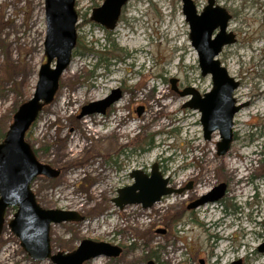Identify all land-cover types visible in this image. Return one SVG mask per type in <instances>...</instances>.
Returning a JSON list of instances; mask_svg holds the SVG:
<instances>
[{"label":"rangeland","instance_id":"1","mask_svg":"<svg viewBox=\"0 0 264 264\" xmlns=\"http://www.w3.org/2000/svg\"><path fill=\"white\" fill-rule=\"evenodd\" d=\"M221 1L238 16L227 28L236 42L226 45L218 58L241 82L237 100L248 102L235 116L237 139L225 155L217 154L219 132L205 139L201 113L184 107L190 96L179 93L187 87L201 94L212 88L211 77L201 75L182 2L131 0L124 19L109 31L90 19L103 0H76L78 43L87 49L75 48L53 102L26 136L38 160L61 171L57 178H35L31 187L37 200L44 208L85 216L83 221L52 225L53 253L70 252L82 240L92 239L123 246L124 251L116 258L99 256L84 264H201V259L204 264H230L239 258L244 264H264L257 249L264 239L263 224L256 228L260 231L232 240L224 253L220 237L230 230L210 223L221 216L219 206L211 207H219L215 213L205 212L204 206L191 212L194 223L181 214L183 193L166 195L147 209L141 204L120 209L113 202L120 188L134 183L133 170L150 174L154 163L174 188L195 178L198 185L188 194L228 183V194L220 202L225 204L239 194L230 170L237 171V182L249 168L255 176L264 175V0ZM45 32V0H0V130H8L18 107L34 94L46 62ZM172 78L178 91L172 89ZM115 88H121L123 96L105 114L79 117L83 106ZM86 121L91 130L85 128ZM250 129L263 135L260 153L252 157ZM260 209L263 220L264 190ZM15 211L10 207L6 212L0 264H56L49 258L34 260L25 251L8 225ZM164 228L167 233L159 232Z\"/></svg>","mask_w":264,"mask_h":264},{"label":"water","instance_id":"2","mask_svg":"<svg viewBox=\"0 0 264 264\" xmlns=\"http://www.w3.org/2000/svg\"><path fill=\"white\" fill-rule=\"evenodd\" d=\"M128 0H104L103 4L92 11L91 19L113 31L117 28L123 6ZM183 12L190 24V41L198 53V61L203 76H212V89L201 94L195 87H188L179 93L189 95L185 107L197 109L201 113L204 138L209 140L215 131H219L218 155H225L233 140V121L236 113L246 106L237 104L235 90L240 83L232 77L218 58L226 45L236 41L235 34L227 32L231 16L222 7L213 13L196 15L192 0H181ZM78 13L76 0H45L46 32L44 52L46 62L38 72L35 91L29 100L22 103L13 121L0 142V234L6 221V212L10 207L16 211L9 226L21 240V245L34 260L51 259L56 264H83L99 256H119L122 248L104 241L84 239L72 252L53 253L50 239L52 224L77 222L85 216L74 210L44 208L37 201L32 190V182L39 175L56 178L60 170L38 160L32 146L26 139L27 132L37 121L44 106L53 102L59 89L60 79L70 66L78 42ZM219 28L215 38L212 33ZM172 89L178 91L177 79L170 80ZM123 96L121 88H115L102 100L91 102L81 109L79 117L89 114H105L107 109ZM134 183L120 188L113 199L117 207L123 209L130 204H141L147 209L160 202L166 195L181 193L183 190L169 185V178L164 177L157 163L150 174L140 169L130 173ZM224 184H220L203 197L215 200L224 193ZM165 230H159L164 233ZM264 251V243L259 246ZM148 264H156L153 260ZM231 264H242L237 260Z\"/></svg>","mask_w":264,"mask_h":264},{"label":"flooded vegetation","instance_id":"3","mask_svg":"<svg viewBox=\"0 0 264 264\" xmlns=\"http://www.w3.org/2000/svg\"><path fill=\"white\" fill-rule=\"evenodd\" d=\"M192 1H193L194 6H195V11H196L195 14L198 16H203L204 14L206 15L209 12L213 13L216 10V8H218V7L224 8L226 10L227 14L231 16L230 20L228 21V26H229V23L232 20H234L235 18H237V16H238V13L235 12L234 10H232L227 2L225 3L221 0H192ZM103 2H104V0H103ZM103 2L96 4V6L93 9L99 7L101 4H103ZM130 4H131V0H128L127 3L123 6L122 13H121V16L119 18V22H121L124 19V12L130 7ZM182 13L184 15V19H185L186 24H188V26H189V33H190V24H189V21L187 20V15L184 14V12H183V3H182ZM90 19H91V17H90ZM218 32H219V28L215 29L212 33V38H215L216 35L218 34ZM227 32H228V30H227ZM235 37H236V35H235ZM197 56H198V53H197ZM209 76L211 77V80H212V76L211 75H209ZM203 77H206V76H203ZM239 83H241V82L239 81ZM240 85L235 90L234 97H235L236 92L240 89ZM212 86H213V81H212ZM204 93H202V94H204ZM236 100H237V98H236ZM245 103H246V105H248V102H245ZM237 104H242V103H240L237 100ZM240 111H238V112L240 113ZM237 120H238V117H234L233 140H232L230 148H232V144H234V142L237 139L236 132H235L237 129V125H236ZM200 121H201V119H200ZM247 133L252 136V138L249 139L248 146H249V148L253 149V150H251L253 153L251 155H248V156L252 157L254 155H259L260 150L258 148H260L261 145H263L262 140H261L263 137L262 133H260L259 131H254L252 129L248 130ZM219 134H220V132H219ZM220 137H221V135H220ZM217 150H218V143H217ZM248 165H252L251 162H250V164L248 162ZM263 171H264V168H263ZM60 173H61V171H60ZM230 174L234 175V180H232V183L233 182H234V184L237 183V184H239L240 187H239V194H236L233 197V199L227 204L224 203L225 201H223V203H220L221 200L228 194V191H229L228 183H226L224 181H221L217 185V186H219L220 184H224L225 188H224L223 195L221 197L215 199V200L208 199L204 203H200L201 200L203 199V197L208 196L210 191H212L217 186H214L209 192L208 191H202L199 194V193L194 191V193L188 194V192H189L188 190L193 188L194 185H196V186L198 185V184H196L197 181L194 178L193 180H190L186 185L180 187V189L183 190L181 193H183V195H185V199L181 203L182 207H183L182 211H181L183 218H187L188 220L194 222L193 221L194 217L192 216L191 212H196L202 206H204L205 212L208 213V212L213 211V213H215L220 207L221 216L219 218H217V220H211L210 223L212 224V226H216V228L220 227L221 229H223V231H227L228 229L230 230L229 235L223 234V236L220 237L221 242L225 243L224 253L229 252L232 240L235 242V240H237L240 236L242 237V239H244V237L246 238V236H249L250 233H252V232L256 233V232L260 231V230L257 231L256 228L257 227L261 228V225L262 224L264 225V223H263L264 219L262 220L261 209H260L261 208V193L264 190V175L255 176V175H253V171L251 170V168H249V169H247V173H245V176L243 177V179H241L240 181L237 182V180H236L237 171L230 170ZM235 191H237V189H235ZM215 203H220V205L215 204ZM217 206H219L218 209H211V207H217ZM188 222L189 221H185L184 224H188ZM197 223H198V221H197ZM221 229L218 230L219 233H220ZM159 230H162V229H159ZM163 230H165L164 234L168 232V230L166 228H164ZM50 232H51V229H50ZM50 237H51V235H50ZM263 243H264V239H263V242L259 246H261ZM241 244L243 246L247 245V243L245 241H243ZM112 245H115V244H112ZM117 246H119V245H117ZM259 246L257 249L259 252H261L259 250ZM119 247L122 248V252L119 255V256H121L123 251H124V248H123V246H119ZM262 253L264 255V251ZM119 256H116V257H119ZM105 257H107V256H105ZM116 257L111 256V257H107V258H116ZM91 259H93V258H91ZM91 259H89V260H91ZM238 260H241L242 264H244L243 259L239 258ZM200 261H201V264H204L202 259ZM233 262H235V261H233ZM233 262H231V263H233Z\"/></svg>","mask_w":264,"mask_h":264},{"label":"trees","instance_id":"4","mask_svg":"<svg viewBox=\"0 0 264 264\" xmlns=\"http://www.w3.org/2000/svg\"><path fill=\"white\" fill-rule=\"evenodd\" d=\"M113 42L115 43L114 38H113ZM77 46H78V48H86V47H87V46H85V44H82V41H80V42L78 43ZM86 49H87V48H86ZM90 49L93 50V51H95L94 46H91ZM116 50H118V48H115V51H116ZM102 59H104L103 62L107 61L106 58H102ZM6 130H7L6 127H5V128H2V129L0 130V142L4 139V137H5V133H6Z\"/></svg>","mask_w":264,"mask_h":264},{"label":"bare ground","instance_id":"5","mask_svg":"<svg viewBox=\"0 0 264 264\" xmlns=\"http://www.w3.org/2000/svg\"><path fill=\"white\" fill-rule=\"evenodd\" d=\"M151 113H152V112H151ZM84 121H85V120H84ZM84 126H85L86 129H89V130H91L90 128H92V126L90 125V123L88 124V121H86V123L84 124ZM119 131L121 132V130L118 129V132H119ZM126 208H127V207H126Z\"/></svg>","mask_w":264,"mask_h":264}]
</instances>
